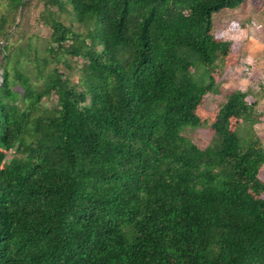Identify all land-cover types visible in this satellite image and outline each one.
Listing matches in <instances>:
<instances>
[{
	"label": "trees",
	"instance_id": "obj_1",
	"mask_svg": "<svg viewBox=\"0 0 264 264\" xmlns=\"http://www.w3.org/2000/svg\"><path fill=\"white\" fill-rule=\"evenodd\" d=\"M40 1L32 81L1 46L0 264H264V110L236 90L201 112L240 53L211 16L244 0Z\"/></svg>",
	"mask_w": 264,
	"mask_h": 264
},
{
	"label": "rangeland",
	"instance_id": "obj_2",
	"mask_svg": "<svg viewBox=\"0 0 264 264\" xmlns=\"http://www.w3.org/2000/svg\"><path fill=\"white\" fill-rule=\"evenodd\" d=\"M58 12L55 8H48L54 13L64 26L70 27L72 32L83 35V27L75 24L68 13ZM252 14H251V12ZM40 14H45L40 0H30L27 7L16 13L9 5L8 0L0 2V25L3 33L11 32L6 43L2 40L0 32V60L1 46L10 45L11 48L23 52L15 56L12 52L11 58L16 59L18 68L33 80L34 58L46 57L45 49L51 45L49 40L50 31L40 21ZM228 22H237L241 25L238 30H230ZM211 23L215 33L222 35L223 40L237 42L240 44V53L237 64L232 67L223 78L219 80L213 94H209L203 100L201 112L203 115L213 114L216 108L223 103L225 96L233 91H248L256 100V111L264 110V0H244V2L233 10L222 9L211 16ZM69 44V41L66 42ZM17 57V58H16ZM10 62V66L14 63ZM70 69L59 66L60 72L64 74L71 84H76L79 78V70L82 66L81 59L67 60ZM9 66V67H10ZM44 103L50 101L43 100ZM252 132L260 140L264 148V122L252 126ZM190 141L199 149L206 147L211 140V133L207 128L187 131ZM264 198V196H263Z\"/></svg>",
	"mask_w": 264,
	"mask_h": 264
},
{
	"label": "crops",
	"instance_id": "obj_3",
	"mask_svg": "<svg viewBox=\"0 0 264 264\" xmlns=\"http://www.w3.org/2000/svg\"><path fill=\"white\" fill-rule=\"evenodd\" d=\"M251 12V11H250ZM251 14H252V12H251ZM228 23H236L237 24V22H228Z\"/></svg>",
	"mask_w": 264,
	"mask_h": 264
}]
</instances>
